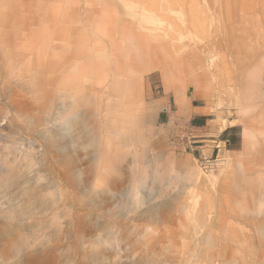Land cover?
I'll return each mask as SVG.
<instances>
[{
    "label": "rangeland",
    "instance_id": "374dc122",
    "mask_svg": "<svg viewBox=\"0 0 264 264\" xmlns=\"http://www.w3.org/2000/svg\"><path fill=\"white\" fill-rule=\"evenodd\" d=\"M0 264H264V0H0Z\"/></svg>",
    "mask_w": 264,
    "mask_h": 264
},
{
    "label": "crops",
    "instance_id": "0c3cea01",
    "mask_svg": "<svg viewBox=\"0 0 264 264\" xmlns=\"http://www.w3.org/2000/svg\"><path fill=\"white\" fill-rule=\"evenodd\" d=\"M179 107L180 109L183 108V101H179ZM199 111H196L194 113H192L191 115V118H190V122L193 123V121H197V120H201V116H198L199 114ZM193 129H201L203 127H200L201 125H191ZM246 135H247V132H246ZM219 136H224V139L222 141V143H226V144H229V145H232L236 140L237 138L239 137V134L237 132V127L236 126H233V125H230V126H227L225 127L220 133H219ZM194 143H197L198 141H193ZM203 142V141H201ZM195 149H199L201 151V154L205 157V158H208L210 155H209V151L208 149H206V146H196V147H193Z\"/></svg>",
    "mask_w": 264,
    "mask_h": 264
},
{
    "label": "bare ground",
    "instance_id": "6f19581e",
    "mask_svg": "<svg viewBox=\"0 0 264 264\" xmlns=\"http://www.w3.org/2000/svg\"><path fill=\"white\" fill-rule=\"evenodd\" d=\"M12 186V185H11ZM27 196V195H26ZM22 196H20L19 198H16V201H14V204L18 203L21 200ZM2 214V213H1ZM49 226V225H48ZM55 227V226H54ZM53 229V228H52ZM51 237V236H50ZM33 249V248H32Z\"/></svg>",
    "mask_w": 264,
    "mask_h": 264
}]
</instances>
